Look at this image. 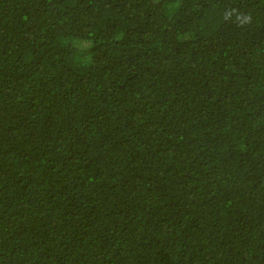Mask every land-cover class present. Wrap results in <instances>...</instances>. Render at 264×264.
Instances as JSON below:
<instances>
[{"label":"trees","instance_id":"trees-1","mask_svg":"<svg viewBox=\"0 0 264 264\" xmlns=\"http://www.w3.org/2000/svg\"><path fill=\"white\" fill-rule=\"evenodd\" d=\"M0 264H264V0H0Z\"/></svg>","mask_w":264,"mask_h":264},{"label":"bare ground","instance_id":"bare-ground-1","mask_svg":"<svg viewBox=\"0 0 264 264\" xmlns=\"http://www.w3.org/2000/svg\"><path fill=\"white\" fill-rule=\"evenodd\" d=\"M96 181H97V180H96ZM62 228H63V227H62ZM62 230H63V229H62ZM47 233H48V232H47ZM54 233H55V232H54ZM43 235H44V234H43ZM45 235H46V234H45ZM45 235H44V236H45ZM46 236H47V235H46ZM46 236H45V238H46ZM53 236H54V234H53ZM60 236H61V235H60ZM49 237H50V236H49ZM61 237H62V236H61ZM45 238H44V239H45ZM54 238H55V237H54ZM41 239L43 240V236H42ZM41 239H40V240H41ZM49 240H51V239L49 238ZM51 241H52V240H51ZM53 241H54V240H53ZM48 242H49V241H48ZM45 243H47V240H46ZM51 243H53V242H51ZM51 243H50V244H51ZM59 243H61L60 240H59ZM38 244H39V242L37 243V245H38ZM42 244H43V243H42V241H41V243H40L39 245H42ZM57 244H58V243H57ZM52 245H54V243H53ZM51 247H52V246H51ZM52 249H53V248H52Z\"/></svg>","mask_w":264,"mask_h":264}]
</instances>
